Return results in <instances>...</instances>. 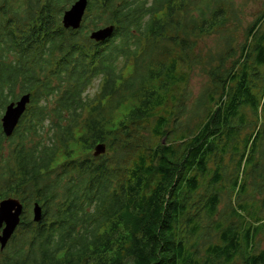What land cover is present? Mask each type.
Instances as JSON below:
<instances>
[{"label": "trees", "instance_id": "16d2710c", "mask_svg": "<svg viewBox=\"0 0 264 264\" xmlns=\"http://www.w3.org/2000/svg\"><path fill=\"white\" fill-rule=\"evenodd\" d=\"M73 1L0 0V264H264V0Z\"/></svg>", "mask_w": 264, "mask_h": 264}, {"label": "water", "instance_id": "95a60500", "mask_svg": "<svg viewBox=\"0 0 264 264\" xmlns=\"http://www.w3.org/2000/svg\"><path fill=\"white\" fill-rule=\"evenodd\" d=\"M88 0H74L61 15V24L64 28L76 29L80 26ZM114 30V25H105L92 29L89 33V38L95 41H102L109 37ZM30 101L29 93L22 94L18 99L9 102L0 116V126L2 132L9 136L20 117L26 110L27 104ZM106 146L104 143H98L94 147L95 155L105 152ZM23 212L22 202L14 197H6L0 200V250H2L16 227L21 221ZM42 216V208L34 202L32 206V220L39 221Z\"/></svg>", "mask_w": 264, "mask_h": 264}, {"label": "rangeland", "instance_id": "374dc122", "mask_svg": "<svg viewBox=\"0 0 264 264\" xmlns=\"http://www.w3.org/2000/svg\"><path fill=\"white\" fill-rule=\"evenodd\" d=\"M254 6H255V3H251V8L254 7ZM207 42L209 44H212V40H210V38H207ZM191 83H192V87H193L194 92H196L198 90V87H199L200 77L196 76V75H193L192 79H191ZM93 90H94L93 88L90 89L91 92H93ZM93 151H94V149H93ZM260 245L262 247H264V237H262L260 239Z\"/></svg>", "mask_w": 264, "mask_h": 264}]
</instances>
